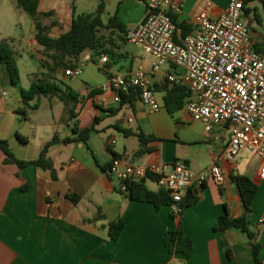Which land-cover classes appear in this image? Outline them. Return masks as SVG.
<instances>
[{
  "label": "crops",
  "instance_id": "0c3cea01",
  "mask_svg": "<svg viewBox=\"0 0 264 264\" xmlns=\"http://www.w3.org/2000/svg\"><path fill=\"white\" fill-rule=\"evenodd\" d=\"M180 1L183 7L175 15L176 24L188 23L204 14L217 18L230 2ZM100 2L104 4L103 21L115 15L125 32L135 28L146 13L147 0H39V13L51 12L49 16L40 15L39 21L48 27V36L56 38L69 30L73 14L89 13L84 11V4L91 3L94 12ZM6 3L10 20L6 23L8 28L0 33V41L11 43L16 63L20 52L25 51L37 67L36 74L27 75L28 86L19 84V87L27 89L39 79L52 80L63 91L70 88L76 92L78 98L69 100L66 106L57 96H41L37 109H32L36 100L24 105L17 88V95L11 96L14 87L5 66L0 64V140L7 141L16 159L33 161L54 135L61 140L72 139L76 128L93 127V131L85 142H59L50 146L47 156L52 162V172L33 164L20 168L14 162H5L6 156L0 150V264H171L173 261L253 264L252 249L244 233L234 227L225 231L214 229L225 213L236 219L244 211L237 187L229 177L231 172L247 176L257 186L249 228L258 234L257 242L261 246L258 257L264 264V180L257 177L260 160L250 167L254 157L244 161L239 156L244 150L238 154L236 167L228 171L222 185L209 181L196 192L198 200L183 210L180 222L172 217L168 205L157 209L150 203L130 201L118 192L117 178L108 173L114 158L120 160L119 168L127 164L170 168L181 160L192 172H200L221 156L229 140L228 124L215 126L206 133L201 121L183 108L169 114L163 107L161 90L167 75L180 70L166 63L157 73L149 75L155 94L160 95L158 111L150 112L137 96L120 104L115 91H102L101 84L113 73L129 74L139 66L148 70L153 57L126 40L121 43L117 35L124 33L107 29L115 40L107 43L112 54L107 55L106 64H98V58L106 54L86 50L76 59H69L75 67L83 69L78 78L66 76L60 68L48 71L42 61L52 63V59L35 42L34 21L28 15L23 16L24 22L17 17L23 10L14 0ZM259 6L257 2L253 8L261 18V23L256 21L260 30L249 36L254 48L262 51L264 17ZM139 134L153 137L144 145L149 151L142 155H137ZM17 135L25 138V143ZM143 182L151 191L161 188L153 175ZM68 193L78 195V203L74 204ZM98 213L101 219L95 217ZM119 217L124 228L116 240H110L107 225ZM178 226L182 235L191 240L193 250L188 257L170 254L167 249L169 233Z\"/></svg>",
  "mask_w": 264,
  "mask_h": 264
},
{
  "label": "built area",
  "instance_id": "2783aa9c",
  "mask_svg": "<svg viewBox=\"0 0 264 264\" xmlns=\"http://www.w3.org/2000/svg\"><path fill=\"white\" fill-rule=\"evenodd\" d=\"M182 7L180 0H147L143 20L124 37L127 43L153 57L151 67L146 70L139 66L129 74L113 73L100 86L102 91H115L119 101L121 92L136 90L142 104L155 112L160 104L149 75L169 63L180 72L168 74V83L189 91L183 109L201 121L204 131L210 133L215 126L229 125V140L221 156L200 172H192L181 160L170 168L154 164L119 168L120 160H112L108 173L119 181V190L126 191L127 181L156 175L157 184L169 191L175 215L181 212L180 203L189 191L197 192L209 181L222 185L228 171L236 167L242 150L260 160L257 177L264 180V50H256L251 43L248 21L242 16L243 1L230 0L217 18L206 14L191 18L187 24L193 31L176 40L172 16ZM107 62V55L98 58L99 65ZM64 74L80 76L82 67L69 68Z\"/></svg>",
  "mask_w": 264,
  "mask_h": 264
},
{
  "label": "trees",
  "instance_id": "16d2710c",
  "mask_svg": "<svg viewBox=\"0 0 264 264\" xmlns=\"http://www.w3.org/2000/svg\"><path fill=\"white\" fill-rule=\"evenodd\" d=\"M16 6L26 12L34 21L36 28V34L34 36L35 42L43 46L44 51L52 59V63L49 60L42 62L48 71H54L58 68L68 70L69 68H75V65L69 62V59H76L82 52L86 50H95L100 54H112V51L107 47V43L104 37L99 35L100 29H116L121 33L125 34L124 26L117 19L115 15L104 22L102 19V13L104 11V4L100 2L94 12L73 14L71 19V25L68 31L62 33L56 38L48 36L47 31L48 27L41 24L39 21V16H49L51 12H46L40 14L38 11L39 0H14ZM244 4V12L249 13L250 9L247 7L252 2H259L264 8V0H242ZM254 17L257 22L261 23V18L254 9ZM173 21L175 22V15L172 16ZM176 33L174 38L177 40L179 36H185L190 34L193 29L186 22H181L176 24ZM178 32V34H177ZM108 57V56H107ZM0 64L5 66L6 74L10 85L18 89L19 96L22 99L24 105L32 100H36L35 104L31 106L32 109H37L38 107V98L46 95L57 96L62 100L66 106L69 104V100H76L78 94L74 91H71L70 88H66L63 91L60 86L52 80L39 79L30 84L27 89L19 87L20 76L19 70L15 59V51L11 43L7 40L0 41ZM162 104L163 107L169 114H173L184 107L187 99L190 96L189 91L180 85L169 84L166 80L165 85L162 90ZM138 97V92L136 90H129L128 92L120 93V104L125 102H131L133 97ZM70 116L72 117L71 110H69ZM22 114H25V110L21 111ZM76 136L72 139H60L58 136L54 135L49 141H47L43 148L41 149L38 157L33 161H22L14 157L12 151L9 148L7 141L0 140V150L5 154V162H14L20 168H23L29 164H33L36 167H40L45 170L53 171L52 162L47 156V152L50 146L55 145L59 142L69 143L72 141H82L85 142L93 127L75 129ZM140 148L137 151V155H142L149 151L145 148V143L153 139L152 136H144L139 134L138 136ZM18 140L21 143H25V138L20 135H17ZM156 179V175H153ZM230 179L235 183L239 196L241 198L244 211L239 218L232 219L227 213L221 216L216 222L214 229L217 231H225L231 227L239 229L244 233L249 242L250 248L252 249L253 255V264H261V261L258 257L260 244L257 242V233H254L250 230V220L249 216L252 211L251 204L254 199L257 186L252 182L250 178L245 175L231 172L229 175ZM126 191H121L118 189V192L130 201L136 202H146L152 204L155 208L159 209L163 205L170 206L172 204V199L170 197L169 191L160 188L158 191L154 192L146 188L143 180L139 181H127L125 182ZM23 189V188H22ZM67 197L74 203H78L80 197L76 194L68 193ZM198 200L195 191H189L182 199L180 206L181 212L178 215H175L171 212L172 217L178 218L179 222L183 210L195 203ZM97 219H101L102 215L98 213L95 216ZM124 228L122 219L119 217L116 221L110 222L107 225V234L108 239L116 240L121 234ZM168 252L170 254H182L186 257L192 254V244L191 240L188 237H184L182 232L177 227L176 230L169 233V245H167Z\"/></svg>",
  "mask_w": 264,
  "mask_h": 264
},
{
  "label": "rangeland",
  "instance_id": "374dc122",
  "mask_svg": "<svg viewBox=\"0 0 264 264\" xmlns=\"http://www.w3.org/2000/svg\"><path fill=\"white\" fill-rule=\"evenodd\" d=\"M67 2L70 1V0H66ZM7 0H0V33L2 32V30H4V28H8V24L7 21L10 20V14L6 8V3ZM78 5V4H77ZM254 5H257V2H252L249 4L250 6V12L249 13H246V12H243V20H247L248 21V31L249 33H253V31L255 30H260V26L258 25V23L256 22V19L254 17ZM79 8H81V6L78 5ZM84 7V11L86 12H91L92 11V4L91 3H86L83 5ZM23 13L18 14L17 17L19 19H21L23 22L26 20L24 19L23 16H27L28 14L24 11H22ZM259 13L261 14V17H264V12H262V7L259 6ZM29 16V15H28ZM104 18L106 16H103ZM26 18V17H25ZM29 18V17H28ZM99 35L104 37L105 41L106 42H110V41H113L115 40V38L113 37L112 33L107 30V29H100L99 31ZM117 38H120L121 39V43H123L122 41H125V37H124V34H120V35H117ZM20 57L17 58V66L20 68V72H21V75H20V78H21V81H20V84L22 87H27L28 86V83L30 82V80L27 78V75L29 73H33V74H36L37 73V67H36V64L35 62L33 61V59H31L29 57V55L23 51V52H20ZM42 62H45V60H43ZM19 70V69H18ZM82 72H83V69H82ZM79 76H77L76 78H78ZM17 95V89L13 88V91L11 92V96H16ZM156 98L159 102V104H161V99H160V95H156ZM243 152V151H242ZM241 154H239V156L243 157V160L244 161H248L247 159L248 158H251V153H249V151H245ZM258 163V158L257 157H254L251 162H250V167H254L256 166V164Z\"/></svg>",
  "mask_w": 264,
  "mask_h": 264
}]
</instances>
